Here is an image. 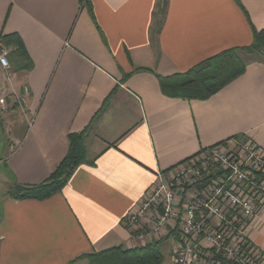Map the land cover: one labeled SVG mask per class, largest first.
Wrapping results in <instances>:
<instances>
[{"label":"crops","instance_id":"1","mask_svg":"<svg viewBox=\"0 0 264 264\" xmlns=\"http://www.w3.org/2000/svg\"><path fill=\"white\" fill-rule=\"evenodd\" d=\"M88 1L94 16L81 0H0V37L17 34L32 62L18 69L10 53V70L0 66V264H89L80 256L129 248L126 219L159 171L221 142L264 145V58L205 100L162 91L164 79L251 44L264 0H168L160 29V0ZM24 86L25 109L14 98ZM87 127L92 163L61 192L9 195L46 180L68 134ZM248 234L264 251V204Z\"/></svg>","mask_w":264,"mask_h":264},{"label":"built area","instance_id":"2","mask_svg":"<svg viewBox=\"0 0 264 264\" xmlns=\"http://www.w3.org/2000/svg\"><path fill=\"white\" fill-rule=\"evenodd\" d=\"M8 56L0 47L5 72ZM29 95L24 86L14 98L25 109ZM263 204L264 145L252 138L213 144L157 173L126 219L129 248L170 237L175 264H264V251L248 234Z\"/></svg>","mask_w":264,"mask_h":264},{"label":"trees","instance_id":"3","mask_svg":"<svg viewBox=\"0 0 264 264\" xmlns=\"http://www.w3.org/2000/svg\"><path fill=\"white\" fill-rule=\"evenodd\" d=\"M84 6L94 16L93 9L88 0H81ZM160 18L157 27L160 29L165 17L168 0H160ZM5 46L15 56L17 68L30 70L32 62L26 53L21 38L17 34H2L0 47ZM241 53L250 56L259 55L264 58V28L254 29L251 44L223 50L207 58L188 71L171 76L162 82V91L173 98L205 100L220 91L226 85L245 73L250 61ZM11 58V57H10ZM10 58L8 56L9 62ZM172 78H174L172 80ZM89 128L81 132H71L69 149L50 176L43 182L36 184L16 183L9 195L15 199H46L66 186L75 169L82 163H92L86 158V138ZM159 244L126 248L115 246L98 252L83 254L80 258L87 259L89 264H162L164 254L158 248ZM72 264V262L70 263Z\"/></svg>","mask_w":264,"mask_h":264},{"label":"rangeland","instance_id":"4","mask_svg":"<svg viewBox=\"0 0 264 264\" xmlns=\"http://www.w3.org/2000/svg\"><path fill=\"white\" fill-rule=\"evenodd\" d=\"M241 55L245 58V59H261V57L257 54V55H254V56H250V55H247L245 53H241ZM11 63V62H10ZM11 65V64H10ZM1 148V146H0ZM3 189L0 188V192L2 191ZM3 195H0V201L3 200ZM1 206V205H0ZM173 244V241L171 242H162L158 245V248L160 249V251H162V253L164 254V261L162 264H168L169 262V259H170V248Z\"/></svg>","mask_w":264,"mask_h":264}]
</instances>
